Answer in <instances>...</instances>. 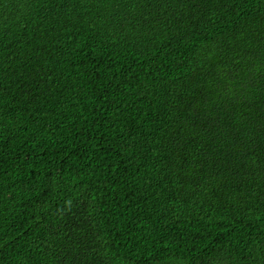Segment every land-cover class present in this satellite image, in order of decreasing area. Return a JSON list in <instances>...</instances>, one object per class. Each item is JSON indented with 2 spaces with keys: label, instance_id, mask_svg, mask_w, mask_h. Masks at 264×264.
Returning a JSON list of instances; mask_svg holds the SVG:
<instances>
[{
  "label": "trees",
  "instance_id": "16d2710c",
  "mask_svg": "<svg viewBox=\"0 0 264 264\" xmlns=\"http://www.w3.org/2000/svg\"><path fill=\"white\" fill-rule=\"evenodd\" d=\"M0 264H264V0H0Z\"/></svg>",
  "mask_w": 264,
  "mask_h": 264
}]
</instances>
